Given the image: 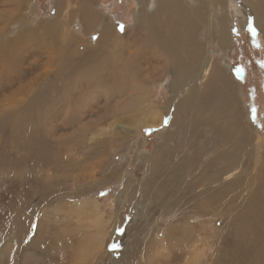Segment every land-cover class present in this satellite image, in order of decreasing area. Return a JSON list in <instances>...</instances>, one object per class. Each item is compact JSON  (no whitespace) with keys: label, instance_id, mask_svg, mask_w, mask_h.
<instances>
[{"label":"rangeland","instance_id":"1","mask_svg":"<svg viewBox=\"0 0 264 264\" xmlns=\"http://www.w3.org/2000/svg\"><path fill=\"white\" fill-rule=\"evenodd\" d=\"M2 1L0 2V12L3 11L2 15L8 17V11L12 8L15 15L17 13L19 15L13 21L12 27H10V22L6 23L9 30L7 34H4L8 37L15 38L18 35L20 24L35 26L34 28L39 29L40 25L41 27L45 26L44 24L47 20L53 21L55 19L62 27H66L62 31L67 36L73 33V35H79L80 37L78 44L75 45V50L79 55H77V62L73 63L77 67L75 70L71 69L73 72L70 73L72 79L69 84L70 88L68 86L55 94L49 93L48 98L52 99V101L46 111H41L42 118L45 121V124H42V128H47L48 120L52 123V130H49L48 135L46 134L47 137L45 136V142L47 143L48 141L49 143L47 145L62 148L63 154L79 150L82 157L87 155L88 151V154L93 153L95 148L105 149L106 145L107 149L109 148V155L108 153L106 154L107 162H105L104 174L99 171L96 180L88 183L84 192L77 197L68 195L66 199L61 198V194L67 191L65 183H68V181L65 178L52 177L48 179L44 174L40 176L37 173L32 174L28 181L27 187L29 191H27V194L19 196L16 192V188L19 186L18 181L14 177H4L5 175H2L0 178V264H40L37 263V258L39 257L42 260L43 256L46 255L45 249L48 247L49 250L50 243L60 238L63 233L70 235V241L75 245L78 253H80L81 249L88 251V253L92 249L93 252L83 257L82 255L75 257L73 254L77 251L68 248L66 257L63 255L59 256L55 264H63L66 261H69L67 264H80V262L83 263L85 260L84 264H224L226 263L227 251H230L231 257L229 256V261L226 264H234L237 249H239L238 262L242 263L248 250L247 241L251 240V238L245 232L246 227L240 225L241 218L250 210L251 221H248L249 223L258 217L260 213H264L262 211L264 207V191L260 189V181L258 179H256L253 187L251 186L252 188L243 186L240 197L233 195V193L225 192V197H235L236 203L230 205L225 202V205L215 214L209 212L205 216H201L202 218H199L200 216L191 217L196 211V209H192V206H188L186 209L182 208L183 210H181V207L161 210L163 205L157 203L164 202V198L162 199L160 195H157V203L152 200L154 193L149 190V179L155 158L154 151L162 142L163 135L169 129H174L175 127H170L173 109L160 120L157 118L159 117L158 112L149 113L147 109L150 104H156L161 111V116L164 113V107L168 105L172 97H174L175 104L182 97L183 93L181 91L175 95L168 87V82L171 79L170 73L162 77L160 70L157 72L152 69L142 70V73L149 74L148 77L150 79L161 80L150 86L152 98L143 97L144 93L141 91L143 86L139 85L138 82H140L139 80L144 74H140L139 67H135L131 72V79L134 82L132 80L126 81L127 87L118 91V87L123 82L117 80L112 84L110 76H108L110 70L115 72L116 68V76L119 75V66L113 63L122 62V64H130L131 66L134 64L135 55L127 52L118 59L119 48L115 49V51L113 50L115 40L110 41V45L106 48L103 45L104 51L101 52L100 56L95 55V42L99 38L96 37L98 29H91L89 32L84 31L80 20L71 21V18L67 17V13L76 10H71L70 6H68V10L65 9L66 14L62 13L61 16H58L54 0H26L23 8L20 6L12 7L10 5L12 1L10 0ZM96 2V10L99 12L97 14L98 17L102 14V20L115 24L113 38L117 36V33L120 35L125 33L127 37L132 34L130 32L134 30L140 6L138 0H96ZM77 3L75 1L76 5ZM148 3L147 9L152 12L154 0H148ZM226 6H228L226 7L228 17L232 18L231 22L235 20L234 32L231 34L232 47L226 54L220 51V47L214 41L217 30V24L214 21V32L211 31L210 33L209 30H206L202 33V37L205 39L208 35L213 38V41L210 40L209 42L210 46L207 48L205 57L207 58L213 54L214 57L218 56L224 63L233 68L236 74L235 79L241 85L243 104L249 109V115L248 113L247 115L251 117L257 131L262 132L255 139V147L258 148L261 142L264 144V33L254 25L252 18L246 21L245 28H242L241 24H244L249 17L243 0H231V2L226 3ZM76 7L79 9L81 6L78 4ZM19 8L22 10H19ZM262 10H264V5ZM239 11L243 12L240 13ZM21 20L23 21L20 22ZM3 21L0 20V26L4 24ZM68 29L70 32L67 31ZM2 38L3 35L0 32V39ZM24 48L20 46L17 49L18 51L21 50V52L19 51L20 55H23L21 59H24L27 51H33L34 53L30 58L21 60L17 65L19 70L17 77L18 79L19 77L20 79L24 78V84L32 85L30 96L32 93L46 94V89L54 81L58 82V86H61L63 80L56 75L58 73L56 70L57 66L56 64L51 66L46 64L48 57L44 51L40 53V50L35 48ZM131 48L130 50H132ZM133 49L139 51L141 47L134 44ZM136 53L139 55L138 58L140 60L142 52ZM34 57L38 58V62H35L37 60H34ZM89 58L91 62H85ZM15 61L17 62L19 59H15ZM79 62L80 64L78 65L77 63ZM107 69L109 70L107 71ZM43 70L46 71V76L42 79L38 77V73ZM2 71V76L4 77H8L11 80L16 77L15 72L7 74L4 69ZM102 71H107V73L102 75L100 74ZM103 78L109 82L102 81ZM19 84L20 81L16 83V87ZM7 91L8 89H5L0 92V100L3 93ZM69 98L78 101L77 104L72 106V109L74 108L76 112L73 111L71 115L70 111L72 109L68 113L62 110L66 109L70 101ZM154 99L156 103H153ZM116 103H118V108H120L119 111H114L113 109L117 105ZM24 105L26 104L24 103ZM34 107L35 104L30 109L31 113H37V109L33 110ZM53 107H55L54 112L49 111ZM19 113L25 115L23 109ZM178 132L175 134L174 143H178L182 135V131ZM61 133L68 134V136L59 138ZM74 142H76V145H74ZM211 143L212 141H206L204 145L208 146ZM3 151H6V147L3 148ZM6 155L10 162L12 160L13 164L19 165L15 158L19 155H8L7 153ZM151 156L152 158H150ZM19 159H21L20 156ZM178 160L179 154L177 153L174 163H178ZM31 163L38 164L35 161H31ZM263 167L264 150L262 157L260 156V161L256 164V169L261 170ZM99 168L101 169V167ZM182 168L183 166L177 170V175H180L175 179L174 192L176 195L174 193L166 194L167 197H172L171 199H178V197L187 199L191 193L190 190H187L188 194H186L187 192L182 193L175 190L181 185L178 181H188L194 176V172H190L183 177L184 174L182 173H185L187 167H184V170H181ZM31 172H33V168ZM198 172L199 170H196V173ZM223 179L224 177L220 181H223ZM86 199L89 201L88 204L79 207L78 205ZM21 202L27 203V207L24 209L26 210V216L20 218V213L17 214L14 210L21 208ZM72 228H75L73 232ZM193 229L201 234L199 248L204 250V256L202 255L196 263L191 252L194 247L191 240L195 239ZM184 231L187 232L188 238L185 236L186 233L185 235L183 234ZM189 232L190 234H188ZM235 232L239 233L236 235ZM239 234L244 242H241L242 239ZM233 235H236V240ZM166 237L168 238L164 239ZM189 238L191 242L188 240ZM173 243L176 244L173 245ZM172 245L173 247L176 245L185 247L187 245L186 247L188 248L184 253H180L172 250ZM93 246L95 247L92 248ZM260 246L262 245L260 244ZM57 257L55 256L56 259ZM222 259L223 261H221Z\"/></svg>","mask_w":264,"mask_h":264},{"label":"bare ground","instance_id":"2","mask_svg":"<svg viewBox=\"0 0 264 264\" xmlns=\"http://www.w3.org/2000/svg\"><path fill=\"white\" fill-rule=\"evenodd\" d=\"M1 1L2 0H0V2ZM10 1H12L10 3L12 7L20 6L23 8L26 0ZM75 1L78 2L77 5L79 4L81 6L79 9L76 7ZM138 1L140 6L134 30L130 32L132 34H129L127 37L125 33L123 35L117 33L115 38H113L115 24L107 20H102V14L98 17L97 14L99 12L96 10V0H54V5L57 8L56 12L58 16H61L62 13L66 14L67 12H65V9L68 10V6L71 7V10H76L68 12L67 17L71 18V21L80 20L83 24L82 28L84 31L89 32L91 29H98L97 33L95 32L97 34L96 37H99L98 41L95 42V55L100 56L101 52L104 51L103 45H105L106 48L110 45V41L112 42L113 40H115L113 50L115 51V49L119 48L118 59L127 52L135 55L134 64L131 66L130 64H122V62L113 63L119 66V75L116 76V68L115 72L110 70L108 76H110V82L112 84L117 80L123 82L122 85L118 87V91H120V89L124 90L125 87H127L128 84H126V81L132 80L134 82V80L131 79V72L135 67H139L140 74H144V76H141L140 82H138L139 85L143 86V90L141 91L144 93V98H152L150 86L155 82L161 81L159 79L152 80L148 77L149 74L142 73V70L147 71L148 69L155 70L156 72L160 70L162 77L170 73L171 79L168 82V87L175 95L180 91L183 93L182 97L179 98L178 96L179 101L176 104L174 97H172L171 101L169 100L170 102L164 107V113L161 116V111L156 104H150L147 109L149 113L158 112L159 117L157 118L159 120L173 109L170 127H175L174 129H169V131L163 135L162 142L154 151L155 158L153 157L154 163L152 164L149 179V190H152L154 193L152 200L157 203V195H160L162 199L164 198V202L157 203L163 205L161 210L177 209L178 207H181V210H183L182 208L186 209L188 206H192V209H196V211L191 217L200 216L199 218H202L201 216H205L209 212L215 214V212L225 205V202L230 205L236 203L235 197H225V192H230L240 197L243 186L252 188L256 183V179L260 181L259 187L264 191V167L261 170L256 169V164L260 161V156L262 157L263 155L264 144L261 142L260 147H255V139H257L258 134L262 132L257 131L251 117H248L249 109L243 104L241 85L237 79H235L236 74L233 68L227 63H224L218 56L214 57L213 54L207 58L205 57L207 48L210 46L209 42L210 40L213 41V38L208 35L205 39L202 37V33L206 30H209L210 33L211 31L214 32V21H216L217 24V30L215 32L216 39L214 41L220 47V51L226 54L232 47L231 34L234 32L235 20L231 22L232 18L228 17L226 10V7H228L226 3L231 2V0H154V9L152 12L147 9L149 4L148 0ZM243 2L247 7L249 17L245 20L244 24H241L242 28L244 29L247 24L246 21L252 18L254 25L264 33V10H262L264 0H243ZM2 3L4 2L2 1ZM21 8H19V10ZM239 12L242 13L243 11ZM2 13L3 11L0 12V20H4V24L0 26V32L3 35V38L0 39V92L5 89H8V91L3 93L0 100V178L2 175H5L4 177H14L19 183L16 192L19 196H22L29 191L27 185L32 174L37 173V175L40 174V176L44 174L48 179L52 177H63L68 183H65L67 191L61 194V198L66 199L68 195L77 197L84 192L88 183L96 180L99 171L104 174L105 162H107L106 154L109 152V148L107 149L106 145L104 147L105 149L95 148L93 153L88 154V151L87 155L82 157L79 150L74 152L69 151L63 154L64 151L62 148L48 146V141L47 143L45 142V136L49 134V130H52V123L48 120L47 128H45L46 130L42 128V124H45V121L42 118L41 111H46L52 101V99L48 98L49 93L55 94L68 86L70 88L69 84L70 80H72L70 73L73 72L71 69L75 70L77 67L73 63L77 62V55H79L75 50V45L78 44L80 37L79 35H73V33H68L69 36H67V34L62 31L66 29V27H62L57 23L56 19L53 21L45 19L47 20L44 24L45 26L41 27L40 25L39 29L34 28L35 26L32 27L20 24L18 35H16L15 38H11L5 35L9 30L6 23L10 22V27H12L13 21L16 20L19 15L18 13L15 15L13 8L8 11V17L2 15ZM22 21L23 20L20 22ZM24 22H26V20H24ZM71 30L73 31V29ZM67 31H69V29ZM39 44L40 46H38ZM134 44L141 47V50H139L142 52L140 60L138 58L139 55L136 53L139 51L133 49ZM20 46L25 48L29 47V49L35 48L36 50H40V53L44 51L48 57L46 59V64H49V66L56 64L57 66L56 70L58 73L56 75L60 76L59 78L63 80L61 86H58V82L56 83L54 81L50 84L51 86L46 89V94L32 93L30 96L32 85L24 84V78L20 79L19 77L18 79L17 75H19V70L17 69V65L21 60L30 58L34 52L27 51L24 55V59H21V56H23L20 55L21 50H19L20 52L17 50ZM130 48L132 50H130ZM15 59H19V61L16 62ZM37 59V57H34V60ZM35 62H38V60ZM85 62H91V59L89 58ZM77 64L79 65L80 62ZM2 69H4L7 74L15 72L16 77L11 80L8 77L2 76ZM108 70L109 69H107V71ZM107 71H102L100 74L104 75ZM45 76V70L38 73V77L42 79ZM18 81H20V84L16 87ZM102 81L109 82L104 78ZM9 92L11 95H9ZM60 94L62 93L60 92ZM70 98L66 109L64 107V109H62L66 113L78 102ZM24 99L25 101H23ZM24 103L26 105H24ZM118 103L113 107L114 111L120 110V108H118ZM153 103H156L155 99ZM33 104H35L33 110L37 109V113H31L30 109ZM22 109L25 115L19 113ZM54 109L55 107L49 109V111L51 110L54 112ZM73 111L76 112L73 108L70 111V115L73 114ZM178 131H182V135L180 136L179 142L174 143L173 140ZM62 136H68V134L61 133L59 138ZM206 141H212L211 145L205 146L204 143ZM74 143V145H76V142ZM4 147H6V151H3ZM6 153L8 155H19L21 159H19V156L15 157L19 165L13 164L12 160L10 162ZM177 153L179 154V160L178 163H174ZM150 158H152V156ZM31 161H35L38 164H32ZM182 166L183 168L187 167L185 173H182L184 174L183 177L190 172H194V176L188 181H178L181 185L175 190L181 191L182 193L190 190V197L188 196V200L184 197L183 199L179 197L178 199H171L172 197L169 198L166 194H175V179L180 175H177V170ZM99 167H101V169ZM32 168L33 172H31ZM183 168L181 170H184ZM196 170H199V172L196 173ZM223 177V181H220ZM198 188H200V190H198ZM24 189H26V191H24ZM251 190L253 191V189ZM222 192L224 193L222 194ZM186 194H188V192ZM88 202L89 201L86 199L78 206L83 207L85 204H88ZM26 207L27 203L21 202V208H16L14 212H17V214L20 213V218L25 217L26 210L24 209ZM262 211H264V207ZM248 221H251L250 210L240 221V225L246 227L245 232L247 236L250 235L251 238V240H248L249 238L247 239L248 250L246 257L242 263H239V249H237L235 252L236 258L234 264H264V213H260L252 222L248 223ZM238 233L235 232L236 235ZM243 233L241 234L243 235ZM183 234L187 237L186 231H184ZM188 234H190V232ZM193 235H195V239L191 240L194 245L191 252L194 256L193 260L196 263L204 254V250L199 248L201 234L197 233V230H194ZM236 235H233L234 238ZM240 237L242 239V236ZM167 238L168 237L164 239ZM188 240L190 241V238ZM156 241L158 240L156 239ZM241 242H244V240L242 239ZM174 244L176 243H173V245ZM260 244L262 246H260ZM186 246L187 245H185V247H178V245H176L172 250L184 253L188 248ZM94 247L95 246L92 248ZM163 247L165 248L164 245ZM68 248L77 251L75 245L70 241V235L68 233H63L60 238L50 243L49 250L48 247L45 249L46 255L43 256L42 260L38 257L37 263L55 264L59 256L66 255V250ZM86 252L88 253V251L81 249L80 253L77 251L73 256L82 255L83 257L89 255L93 251L90 249L88 254ZM226 253L228 254L226 255L225 261L228 263L230 251ZM55 256H58L57 259ZM85 261L83 263L80 262V264H84ZM221 261H223V259ZM68 262L69 261H66L63 264H67Z\"/></svg>","mask_w":264,"mask_h":264},{"label":"snow or ice","instance_id":"3","mask_svg":"<svg viewBox=\"0 0 264 264\" xmlns=\"http://www.w3.org/2000/svg\"><path fill=\"white\" fill-rule=\"evenodd\" d=\"M253 31H255V29H253Z\"/></svg>","mask_w":264,"mask_h":264}]
</instances>
